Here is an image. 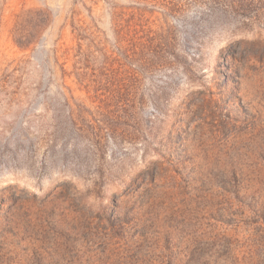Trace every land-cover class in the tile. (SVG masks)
I'll list each match as a JSON object with an SVG mask.
<instances>
[{
	"label": "rangeland",
	"instance_id": "374dc122",
	"mask_svg": "<svg viewBox=\"0 0 264 264\" xmlns=\"http://www.w3.org/2000/svg\"><path fill=\"white\" fill-rule=\"evenodd\" d=\"M174 1L123 28L139 0H0V264L249 263L264 0ZM142 36L163 65L121 54Z\"/></svg>",
	"mask_w": 264,
	"mask_h": 264
},
{
	"label": "trees",
	"instance_id": "16d2710c",
	"mask_svg": "<svg viewBox=\"0 0 264 264\" xmlns=\"http://www.w3.org/2000/svg\"><path fill=\"white\" fill-rule=\"evenodd\" d=\"M143 4V8H136L130 12H119L116 13L115 20L117 21L118 27H127L131 26L132 23L143 26L146 15L150 13L146 7L149 5L157 6L162 5L166 12L165 14L178 16L184 13V8L179 6V3H176L174 0H139ZM188 5H200L202 7H207L209 12H216L223 5H226L229 9H248L251 4H246V0H185ZM122 30H119L120 34ZM121 35V34H120ZM124 40V39H123ZM125 41V40H124ZM166 43L162 42L159 37L156 36H147L140 37L136 43L137 51L133 55H129V50L125 49L121 53L126 60L131 58H136V61L140 64L141 67L154 68L158 65H163V62L160 58L162 52L165 50ZM152 57H155V61L151 60ZM91 78V77H90ZM88 74H85L82 77V82L86 84L89 88L94 86L95 80H90ZM97 89L96 91H99ZM262 226L259 227L258 231L252 234L251 238L248 240L249 243V252L250 259L248 264H264L259 261L261 255H264V218L262 221Z\"/></svg>",
	"mask_w": 264,
	"mask_h": 264
}]
</instances>
